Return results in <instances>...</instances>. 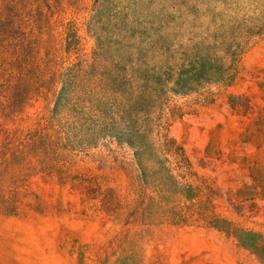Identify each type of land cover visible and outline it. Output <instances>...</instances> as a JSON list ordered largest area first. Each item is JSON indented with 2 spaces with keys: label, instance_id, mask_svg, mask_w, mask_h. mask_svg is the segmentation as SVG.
<instances>
[{
  "label": "rangeland",
  "instance_id": "obj_1",
  "mask_svg": "<svg viewBox=\"0 0 264 264\" xmlns=\"http://www.w3.org/2000/svg\"><path fill=\"white\" fill-rule=\"evenodd\" d=\"M0 264H264V0H0Z\"/></svg>",
  "mask_w": 264,
  "mask_h": 264
},
{
  "label": "trees",
  "instance_id": "obj_2",
  "mask_svg": "<svg viewBox=\"0 0 264 264\" xmlns=\"http://www.w3.org/2000/svg\"><path fill=\"white\" fill-rule=\"evenodd\" d=\"M101 117L103 118V121H104V116L101 115ZM140 133V132H139ZM124 136V135H123Z\"/></svg>",
  "mask_w": 264,
  "mask_h": 264
}]
</instances>
